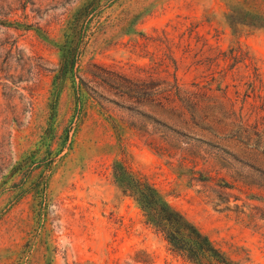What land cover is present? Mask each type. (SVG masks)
I'll list each match as a JSON object with an SVG mask.
<instances>
[{
  "label": "rangeland",
  "instance_id": "obj_1",
  "mask_svg": "<svg viewBox=\"0 0 264 264\" xmlns=\"http://www.w3.org/2000/svg\"><path fill=\"white\" fill-rule=\"evenodd\" d=\"M88 1L0 0V264H188L112 183L116 160L232 260L264 264V154L230 137L259 102L241 110L250 70L239 64L221 82L219 56L238 41L264 82V30L234 37L225 21L243 2L264 13V0H103L73 74L60 78L64 29ZM174 75L190 93L205 87L196 120L220 122L181 123L164 101ZM208 97L232 106L210 111Z\"/></svg>",
  "mask_w": 264,
  "mask_h": 264
},
{
  "label": "trees",
  "instance_id": "obj_2",
  "mask_svg": "<svg viewBox=\"0 0 264 264\" xmlns=\"http://www.w3.org/2000/svg\"><path fill=\"white\" fill-rule=\"evenodd\" d=\"M103 0H90L77 9L71 18L67 21L64 29V44L61 51V65L58 69L59 77L65 78L68 74H73L75 65L80 57V47L87 43L85 38L89 39L92 36V22L98 19V12ZM225 21L228 25L231 34L238 37L241 29L247 28L251 30H264V13L256 12L248 2L238 4L234 10H230L225 15ZM95 25V30H98L100 22ZM193 31L189 33V37ZM196 42L202 41V38L195 35ZM205 45V44H202ZM221 60L228 62L227 69L221 71V82H223L227 73L236 69L237 65L241 64L245 69L250 70L246 77L245 84L247 86L244 100L241 102L242 108L245 107L247 98H252L259 102V106L250 104L251 114L258 116L254 125H249L251 114L243 120L240 115L236 120L239 124L235 125L236 130L230 134L231 138L236 139L244 145H251L255 150L264 154L263 131L258 130V120L264 122V82L262 75L259 72L253 59L248 52L242 50L238 41L233 43L227 53H219ZM58 78V77H56ZM245 77L238 80V86L243 82ZM81 85L84 86L82 80ZM167 96L164 101L167 104H174L180 108V120L184 126L189 123L199 127L200 122L208 130L209 126L215 122H220L211 116L212 114L203 115L196 120V115L200 108L198 94L205 87L199 86L197 83H192L191 86L196 90L190 93L186 89L179 86L176 76H173V82L167 85ZM237 86V85H236ZM227 88V87H225ZM78 91L82 90L79 86ZM53 93L58 95L59 86L54 84ZM207 91H212L207 89ZM216 91L221 92V98H226V90H222L218 85ZM137 96L148 98L151 95L146 92H137ZM208 110L224 109L232 104L228 102H219L211 97L207 98ZM228 101V100H227ZM188 116V119H183ZM262 124V123H260ZM204 130L203 125L200 126ZM261 148V149H260ZM112 183L119 189L121 194L136 205L141 214L143 224L148 227L153 233L159 236L167 246V250L174 256L180 258L188 264H238L232 260L221 248L209 239L200 229L190 222L180 211L173 207L166 197L150 182L145 176L133 169L126 161L116 160L111 166Z\"/></svg>",
  "mask_w": 264,
  "mask_h": 264
}]
</instances>
